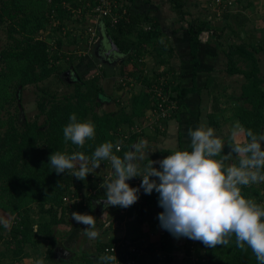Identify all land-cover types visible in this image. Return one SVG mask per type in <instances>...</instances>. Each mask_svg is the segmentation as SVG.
I'll list each match as a JSON object with an SVG mask.
<instances>
[{
  "label": "trees",
  "instance_id": "16d2710c",
  "mask_svg": "<svg viewBox=\"0 0 264 264\" xmlns=\"http://www.w3.org/2000/svg\"><path fill=\"white\" fill-rule=\"evenodd\" d=\"M168 1L180 19L186 15L190 16L191 11L184 9L183 0ZM203 1L208 3L207 8L213 2V0ZM238 1L231 0L232 7L239 4ZM98 2L99 0H0V26L5 28L9 39L8 45L0 51V264H25L31 257L36 259V264L41 260L43 264L47 262L100 264L99 256H90L91 254L86 252L83 256H79L82 261L77 262L76 259H79L77 255L81 251H78L76 246L66 244L63 239L66 232L61 235L62 237H57L54 228L60 220L64 221L72 212L95 215L94 203L104 197L105 193L100 191V185L106 175L94 171L86 180H79L80 184H77L69 170L57 175L49 164V156L53 152L60 151L69 155L82 152L90 157L101 144L105 142L115 144L120 141L121 149L119 152H115L114 149V153L123 157L137 139L147 138L145 130L138 132L135 131V127L137 130L138 127H142L146 115L157 107L158 100H162L161 97H157L158 89L168 100H176L177 108L173 111L172 117L177 118L186 110L188 96L198 91L195 84L187 87L178 80L177 69L170 62L171 57H178V54L159 18L150 14L131 12L130 6L134 0H117L118 11L119 6L128 9L126 18H121L117 23H113L109 17H103L99 26L96 24L90 26L86 23L81 27L80 32H76V22L81 23L82 16L88 13L96 15L95 7ZM229 9L230 6L226 5L222 14L226 18L224 26L211 25L209 20L193 18L186 27L180 26L177 29L185 28L190 35L194 72L200 64L199 49L204 32L215 36L217 47L225 48L223 52L227 58L226 72L229 75L241 74L246 80L242 96L237 101L251 105L250 109L236 106L233 118L241 120L245 131L251 129L254 134H264V88L262 87L264 77L258 56L260 51H264V45L258 46L253 31L247 32L248 37H240L238 30L227 22L232 15ZM73 10H78L81 17L71 19ZM236 15L235 21L239 27L244 26L247 16ZM90 27L95 28L98 35L100 31L107 33L119 52L125 55L124 64L126 62L131 65L127 67L128 70L125 67L120 69V76L126 84L118 81L116 86L117 91L124 90L127 95L112 96L119 106L118 109L102 110V99H109L110 95L105 93L101 80L110 73L107 69L100 68V73L90 80L83 81L80 76L72 96L75 97L74 99L67 97L65 100H58L55 92L48 91L47 85L40 86L44 94L37 100L38 112L34 118L24 116L18 111L12 114L10 108L6 110L9 115L5 114L7 103L11 105L14 101L21 100L20 92L23 88L33 84L39 85L52 75L59 76L64 70L63 62L69 63L73 70L77 69L73 61L79 59L78 57L81 58L82 55H76L74 50L69 53L64 47L73 45L80 50L83 45L87 46L90 35L86 33L89 32ZM260 30H264V25ZM227 33L236 41L231 44L220 42ZM260 41L264 42V39L260 38ZM152 55L160 57L158 63L163 68L159 71L152 67L153 76L149 77L148 73L144 74L138 70L141 68L140 61ZM164 67L166 70H163ZM141 69L145 70V68ZM213 80L211 78L209 83ZM154 85L157 90L154 89ZM213 87L218 89V86ZM16 89H19V92ZM126 96L129 97L126 105H123L121 100H117ZM214 100L219 98L214 97ZM218 103L219 101H216V108H219ZM15 108L17 109V106ZM72 113L77 115L78 122L91 120L95 124L94 139L86 140L83 147L74 145L71 141H64L63 128L70 122L69 117ZM42 116L44 119L40 121ZM210 118L212 125L220 127L221 113L218 110H215ZM149 126L153 131H159L156 123L148 121L147 129ZM228 144L243 145L237 143L233 136H230ZM226 150L225 154H228L230 146ZM173 152L163 150L162 153L149 158L158 161ZM232 159L238 163L235 154ZM101 162L109 164L108 161ZM156 167L159 168V165ZM138 179L140 181L134 187H139L141 178ZM83 187L87 189V193L81 197ZM260 191L261 186L255 184L242 187V195L255 201ZM139 195L140 204L132 206L128 214L136 212L140 215L148 208H161L158 205V193L155 191L147 195L141 189ZM79 198L80 200L77 201ZM259 198L258 202L262 200L260 196ZM67 199L73 202L67 204ZM34 208L38 211L35 212ZM60 208H62L61 215ZM117 209L122 211L124 208L117 206ZM123 216L122 214L121 217ZM105 224L106 222L100 223L103 227ZM164 237L159 242L160 246L154 242L147 243L151 260L145 263L141 258L138 264L173 263L175 257L172 253V242ZM60 241L75 252L74 258L67 261L65 255L58 257ZM118 241V238H113L109 242H99L97 252L100 251L101 256H105V248ZM187 242L185 255H189L193 248L192 250L197 253V264H259L250 248L245 246L246 250H241L236 246L234 236L228 246H217L214 249L206 247L199 241L194 243L188 238ZM42 243L46 246L45 250ZM197 244L199 246L194 248ZM158 247L163 250L162 254H158ZM203 248L207 250L201 254L199 251Z\"/></svg>",
  "mask_w": 264,
  "mask_h": 264
},
{
  "label": "clouds",
  "instance_id": "9594fccd",
  "mask_svg": "<svg viewBox=\"0 0 264 264\" xmlns=\"http://www.w3.org/2000/svg\"><path fill=\"white\" fill-rule=\"evenodd\" d=\"M69 121L63 128L65 142L83 147L86 140L94 139L93 121L78 122L75 113ZM237 134L234 129L232 136ZM187 136V148L158 161L149 158L145 141L140 140L123 157L114 153V149L120 151V141L105 142L90 157L82 152H53L49 164L57 175L69 170L83 181L100 168L101 161H108L111 174L100 185L105 194L96 204L102 203L105 209H126L138 202L141 189L147 195L155 191L158 205L164 209L157 217L160 226L175 238L186 237L214 249L228 246L234 236L239 249L246 250L247 246L259 264H264V204L242 195V187L264 182V134L247 130L250 140L243 145H228V154H224L225 142L212 127L189 128ZM233 154L238 163H229ZM137 177L141 178L139 187L130 186L128 181ZM71 219L87 226L82 234L89 240L99 237L93 215L72 212ZM100 260L108 264L117 259L106 254Z\"/></svg>",
  "mask_w": 264,
  "mask_h": 264
},
{
  "label": "rangeland",
  "instance_id": "374dc122",
  "mask_svg": "<svg viewBox=\"0 0 264 264\" xmlns=\"http://www.w3.org/2000/svg\"><path fill=\"white\" fill-rule=\"evenodd\" d=\"M154 2H158V5L160 6V13L162 12L161 15L167 21L173 23L174 29L179 28L180 26L186 27L189 23V20L193 19V18H201L204 20H209L210 24L215 25V26H224L226 23V18L222 16L223 11L225 10V7L218 9L217 7H211L212 4L209 3L211 6H208V8H207L206 6L208 3L204 2L203 0H183V2H185L184 9L191 11L190 16L186 15L183 19L179 18L178 14L176 13L175 10H173V8H172V6L168 0H156V1L154 0ZM238 2H239V4H236L237 6L233 5V7H232V4H229V6H230L229 12L232 15H231V18L227 19V22H230V24H232V27L234 29H237L239 34H241L243 37H248L247 32H249V31H253L256 34L258 33V35H259L260 33L256 32V28L264 25V0H242V1L240 0ZM139 11H141V10H139ZM236 14H243V15L247 16L248 19L244 22V26L239 27V24H237V21H235V17L237 16ZM80 17H81V15H79L78 11H77L74 13V15H72L71 19L80 18ZM93 17L95 19H97L96 15ZM81 18H83V16ZM228 20H230V21H228ZM86 23H88V22L82 21L81 23H78L75 31L80 32L81 27L86 25ZM87 34H89V32H87L86 35ZM203 35H204L203 36L204 40L210 39L213 41L215 39L208 32H204ZM231 42H234L233 37H231L230 42H229V40L227 41L228 44H231ZM8 43H9V39L7 37V32L3 26H0V51L4 48V46H7ZM102 43H103L102 39L99 38V36H97L95 41L92 40L91 44L88 41V43H87L88 45L85 47L83 45L82 46L83 48L80 50L76 49V47H74L73 45L72 46L67 45L66 47H64V49L66 51H68L69 53L73 52V50H74L76 55L77 54L82 55V53H86L87 57L86 56H84V57L82 56L81 58L78 57L79 59L76 58L73 61V64L76 67H78L77 68L78 73H74L73 67L70 66L69 63L63 62L64 70L60 73L59 76H57L55 74V75H52L51 77H49L48 79H46L45 81L39 83V85L33 84V85H29V86H26L25 88H23L22 91L20 92L21 100L20 101L16 100L11 105H9L10 103H7V107H6V109H4V113L9 115V113H7L6 110L8 108H10V112L12 114H14L15 112L18 111V112H22L24 114V116L34 118L36 116V113L38 112L37 100H38L39 96L44 94V91H42L40 89V86L46 87V85H47L48 91L51 93L55 92V95L57 96L58 100H65V98L72 97L73 94L75 93L76 83H77V81H79L78 79H80V76L82 77L83 81L90 80L95 75H98V73H100V71H99L100 68H101V70H104V69L112 70L114 68V72L113 71L109 72L111 75H113L112 77L108 78V76H107L105 79L101 80V84L103 85V87L105 89V93L106 94H113V96H115V97L122 96L121 94H125L124 90H122L121 92L117 91L116 86H117L118 81L121 82L120 69L124 68V67H125V69H127L126 64H128V63L123 65V63H121L122 58H118V57H117L118 59L109 63L108 57L105 56V52L104 51L102 52V50H100V49H102ZM257 43H258V46L264 45L263 41L259 42V40H257ZM223 49H225L223 46L220 47V53H218L216 56L217 64L215 66V69L213 70L214 71V73L212 75L213 76L212 79H214L213 81L222 80L224 77H225V80H226V77H227V79H230V77L227 76L228 74H227V72H225V69H224L225 67H227V62H226L227 59L225 56H223V53H224ZM110 54L115 55V53H113V52H110ZM259 56H260V58H262L261 54ZM173 57H171V59H175V57L174 58ZM159 58L160 57H158V56L156 57L154 55H152L151 57L144 58V60H141L140 63H141V68L144 67L145 70H142L141 68H139L138 71H140L141 73L143 72L144 74L148 73L150 75L149 77H152L153 72H154L151 70L152 67L158 69L159 71L163 68L158 63V61L160 60ZM218 60H221V61L219 62ZM173 63H174V61H173ZM175 63L179 64L178 61H175ZM261 64H262V70H263L262 75L264 76V61L261 62ZM138 74H140V73H138ZM124 82H125L124 83V85H125L126 81H124ZM121 83L123 84V82H121ZM139 84H140V82H139ZM226 84H229L230 87L229 88L227 87V89L225 90V93H229L232 90V91H235L236 93L238 92V94H239L240 84H236V82H235V84L229 83V82ZM140 85H142V84H140ZM232 85H234V87ZM84 87H86V86H84ZM212 88H214V87L210 86V89H212ZM19 89H16V90H18V92H19ZM125 95H127V94H125ZM238 96H240V95H238ZM47 97L49 98V95H47ZM50 98H52V96H50ZM74 98L75 97H72V99H74ZM113 98L114 97H112L110 95L109 99H105V98L102 99V110L113 111V110L118 109L119 106L116 104V102ZM128 98L129 97L126 96L123 99L121 98V99H117V100H121V102H123V105H126L128 103V100H129ZM210 99L212 100V98H210ZM238 104L240 106L243 105V108H248V109L251 108L250 104H248V103L245 104V102H243V101H239ZM15 106H17V109L15 108ZM146 117H147V115H146ZM42 119H44L43 116L40 117V121H42ZM210 127H212L215 130V132H217V131L222 132L221 128L223 126H220L221 127L220 128V127H216V125H210ZM226 128H228V127H225L224 128L225 131H223L225 133V135H227L231 130V129L229 130V128L228 129H226ZM135 129H136L135 131H138V132L142 131V127H138V130H137V128H135ZM239 130H238V134L234 137V140L237 143H243V144L247 143L249 141V137L247 136V131H245L244 128H242L240 130V132H239ZM216 135H217V133H216ZM230 135L232 136V132ZM217 136H219V135H217ZM226 139L229 142L228 138H226ZM140 140H141V137L139 138V141ZM142 140L145 141L144 147H146L147 145H152V143L154 142V140L149 138V137L144 138ZM136 141H138V139ZM228 145L229 144L227 143L225 148L226 147L228 148ZM146 151L149 152L148 154H150V151L148 149ZM234 160L232 161V163H236ZM105 163L101 162L100 168L97 169L96 171H97V173L99 172V174H105L106 178H108L111 174V164H110V162L107 165ZM93 175L95 177V174H93ZM73 178H74V180L77 181V184H80V181L78 179H76L74 176H73ZM139 181H140V179L137 178L134 182L132 180H130V181H128V183L133 184V187H134L135 184H137ZM252 185H254V184H252ZM255 185L261 186V191L257 194V196L255 198L256 203L260 200V198H259V196H260L262 198V200L260 202H258V204H264V199H263V197H264V183L263 182L256 183ZM100 191L105 193L103 188H100ZM93 192H94V190H93ZM86 193H87V189L83 187L81 197L85 196ZM101 198H104V197H101ZM69 200L70 199L66 200L67 204H70L71 202H73V201H69ZM79 200H80V198L77 199V201H79ZM74 201H75V199H74ZM98 201H95L94 209H93L95 212L94 217L96 218L97 229L100 232V235L97 239L89 240L86 236H84L82 234V230L85 229L87 226L83 225L82 223H77L76 221L71 219V215L68 216L64 221L60 220L59 223L57 225H55L54 230H55L57 237H62L61 235L64 232H66V234L64 235L63 239L73 237L74 240L72 239L71 243L74 244L76 247H78V251H81L80 254L77 255V257H79L81 255L83 256V254H85V252L89 253L95 257H96V255H98L100 258L103 257V256H101L102 252L101 253H100V251L97 252L98 251V243L99 242H109L111 239H113L114 237H112L113 235H111V232L114 229H117V230L121 229V231L122 230L124 231L125 227L130 228L132 226H133V230L136 229V226L138 224L142 225V223L139 222L140 217H143L142 218V222H143L142 228L146 231V234L148 233V237L149 238L151 237V239H152L149 241L154 242L156 245L160 246L159 242L161 241L163 236H165L164 238H166V239L172 238L171 233L170 232L166 233L165 229H163L160 226V221L157 218L158 214H160L161 212L164 211L163 208H156V209L148 208L146 211H143L140 215H138L136 212H134L137 215H134L133 220H130V222H128V221L126 222V219L128 217L127 214L129 213V209L132 206H137L138 204H140L139 203L140 199L138 200L137 203L130 206L129 208L122 209V211H118L117 206H110L107 209H105L102 203L96 204ZM34 209H35V212L38 211L37 208H34ZM61 209L62 208H60V210ZM122 214L124 215L123 217H121ZM35 217L39 218V216H37V214H35ZM39 220H40V218H39ZM101 222L102 223L106 222L105 225L109 224V227L106 228L105 226L104 227L101 226L100 225ZM141 232H142V230H141ZM121 238H123L125 240L126 236L121 237ZM123 239H121L119 242L126 244ZM136 243H138V242L136 240H134L133 243H131V244L137 246ZM141 244H138V246H140L139 248H141L143 251H145L144 256L142 257L143 261L144 262L147 261V263H149V261L151 260V255H149L150 248L147 246V243H144L142 245ZM172 245H173L172 248H175V251L173 250L174 252H172V253H176V254L180 255L179 257L182 256L181 259L177 260V261H179L177 264H190V262L188 263V260L190 257L188 255H185L186 254L185 253V246L188 245L187 238L186 237H181L179 239L176 238L175 242H173ZM43 247L45 250L46 246L44 244H43ZM158 250H159L158 254L163 253V250L161 251V249L159 247H158ZM206 250H207L206 248L205 249L203 248L199 252L201 254H204L206 252ZM93 254H95V255H93ZM35 260L36 259L34 257H31V258H29L28 261H26L25 264H27L28 262L32 263V264H36ZM80 260H81L80 257H79V259H76L77 262H80ZM44 264H50V263L47 262ZM61 264H66V263H61ZM170 264H176V262L170 263Z\"/></svg>",
  "mask_w": 264,
  "mask_h": 264
},
{
  "label": "crops",
  "instance_id": "0c3cea01",
  "mask_svg": "<svg viewBox=\"0 0 264 264\" xmlns=\"http://www.w3.org/2000/svg\"><path fill=\"white\" fill-rule=\"evenodd\" d=\"M130 10H131V12H140V13L150 14V15H154V16L159 18L161 25L164 28V31L169 36L170 42H171L172 46L174 47V49L176 50L175 51L176 54H178V57L174 56L175 59H170L171 65H173L174 68L177 69L176 72H178V74H179L178 80L181 82V84L183 86L190 87V86H193L195 84V86L198 89L197 92H193L188 96L186 110H184L179 115L178 118L171 116L167 121L163 122V127H156L159 129V131H156V130L153 131L151 126H149L147 129V124H148V121H150L149 118L151 117V114L147 115V118L144 121L145 124L142 126V129H143V131L144 130L146 131L145 136H147V138L149 137V138L154 140L152 145H147L146 147H144L145 151L147 149L150 151V154H148L149 157L153 156L155 154H158V153H162L163 150L176 151V150H184L185 148H187L188 144L190 143V139L187 136L188 129L189 128L195 129L196 127L201 126V125H206V126L210 127V125H212L210 122V119H211L210 116L212 113H214L215 110H218V112L221 113L220 121L222 123L220 126H223L222 128L220 127L222 132L217 131L216 133H217V135H219L218 137H220V138L222 137L221 139L225 142V144H227L228 141L226 138H228V140L230 139L231 132H233L234 129L238 132L239 129L241 130L243 128L241 120L237 119V118L236 119L233 118L234 113H235L234 108L239 105L238 104L239 101H237V100H239V98L242 96L243 85L246 82L243 75H241V74L229 75L227 73L228 74L227 76L230 77V79H227V77H226V80H225V77L224 78L222 77L223 78L222 80H219V81L215 80V81L209 83L211 78L213 77L212 76L214 73L213 70L215 69V66L217 64L216 56L218 53H220V47H217V43L214 40L213 41L210 39H208V40L203 39L202 40L203 42L200 44V49H199L200 64H199V66H197V68L195 70L196 72H194L195 66L192 62V54H191L190 41H189L190 35L186 31L185 28H182V29L175 28L174 29L173 23L167 21L161 15L162 12L160 13V6L158 5V2H154V0H134V2L130 6ZM139 10H141V11H139ZM77 11L78 10H73L74 13ZM86 15H85L86 17L83 16L82 19H83V21L88 22V24L90 26L95 25V24L97 26H99L101 24V21H99L100 20L99 18L95 19L93 17L95 15H92L89 13ZM241 15H243V14H241ZM84 17L86 19L87 18L88 19L86 20ZM77 24L78 23L76 22V25ZM260 29H261V26L256 28V32L260 33L259 35H258V33L257 34L252 33L254 35L255 39H257V40H260V38L264 39V30H260ZM212 36L215 38L214 35H212ZM240 37H243V36L241 35ZM233 39H234V37H233ZM228 40H231V37H229V35L227 33L225 38L223 37L220 39V42L224 41V43H226ZM234 41H236V40L234 39ZM260 54L262 55L261 56L262 58L259 57L260 58V67L262 70L261 62L264 61V51H260L258 53V56ZM82 56L83 57L86 56V53H82ZM223 56H225L224 53H223ZM116 59H118V58H114V59L108 58V62L111 63L112 61H115ZM124 59H125V56L121 60V63H123V65H124ZM173 61H174V63H173ZM175 61H178L179 64L175 63ZM218 61L220 62L221 60H218ZM226 62H227V60H226ZM125 64H126V62H125ZM126 65L128 67L130 64H126ZM76 68H78V67H76ZM164 68L165 69H163V70H166V67H164ZM224 69L226 72L227 67H225ZM73 71H74V73H78V69H75ZM108 71L114 72V68L112 70H108ZM160 71H162V70H160ZM262 72H263V70H262ZM112 76L113 75L110 74L108 76V78L112 77ZM228 82L233 83V84H235V82H236V84H240L239 94H238V92L236 93L235 91H232V90L229 93H225V90L227 89V87L228 88L230 87L229 84H226ZM210 86H216V87L218 86V89L217 90L215 88L210 89ZM232 86L234 87V85H232ZM262 87L264 88V82L262 84ZM108 95L113 96V94H108ZM238 95H240V96H238ZM214 97L219 98V100H213ZM210 98H212V100ZM216 101H219V103H218L219 108L215 107ZM241 107H243V105H241ZM226 119H228V121ZM237 125L239 126V128H237ZM225 127H228L229 130L231 129L227 135H225V133L223 132V131H225L224 130ZM144 128H146V129H144ZM228 128H226V129H228ZM240 130H239V132H240ZM137 142H139V139H138V141L135 142V144ZM226 149H227V147L224 148V154L227 151ZM236 160H238V158ZM232 161H233V159L231 161H229V163H232ZM129 184H130V186L133 185L131 183H129ZM104 191H105V189H104ZM134 215H137V214H135L134 212H132V214H127L128 217L126 219V222L127 221L130 222V220H133ZM142 218L143 217L139 218V222H141L143 225ZM107 225H109V224H107ZM142 225L138 224L136 226V229H134V230H133V226L130 228L125 227L124 231L123 230L121 231V229H118V230L114 229L111 232V235H113L112 237H114V238H118L119 241L121 239H123L121 237L126 236L125 240L123 239L126 243V244H124L125 247H128V245H130V243H133L134 240H136L139 244L151 242V241H149V240H152L151 237L150 238L148 237V233L146 234V231L142 228ZM141 230H142V232H141ZM171 237L172 238H169L171 240V242L172 243L175 242L176 238H174L173 235ZM72 239H73V237L65 239L66 244L71 245V246H75L74 244L71 243ZM172 247H173V245H172ZM173 250L175 251V248H172V252H174ZM78 254H80V253H78ZM93 255H95V254H93ZM173 255L175 257V260L173 261V263L176 262V264H177L179 262L177 260L181 259V257H179L180 255H178L176 253H173ZM90 256H92V255H90ZM97 256L98 255H96V257ZM99 263L105 264V262L102 260L99 261ZM145 263H147V262H145Z\"/></svg>",
  "mask_w": 264,
  "mask_h": 264
},
{
  "label": "built area",
  "instance_id": "2783aa9c",
  "mask_svg": "<svg viewBox=\"0 0 264 264\" xmlns=\"http://www.w3.org/2000/svg\"><path fill=\"white\" fill-rule=\"evenodd\" d=\"M211 4V7H217L219 9L231 4V0H229L228 2H226V0H213ZM117 9V0H99L98 4L95 7V12L97 18L101 19L103 17H109L113 21V23H117L121 18H126V14H128V9L126 7L119 6V11ZM89 35V42L92 43V40L95 41L96 37L98 36L95 28H89ZM120 78L121 82L125 83L123 77L121 76ZM153 87L154 89L156 88V90L158 89L155 85ZM156 94L157 97H161L162 100H158L157 107L154 108L153 111L148 113L149 115L151 114L149 120L153 123H156V127H163V122L167 121L172 116L173 111L177 108V103L176 100H168L167 97H164L159 89ZM197 242L198 241H194V243ZM137 246L130 243L128 247H124V244L122 242H117L112 246H107L104 251L105 255H111L113 257L116 256L117 259L108 262V264H138L139 259L144 256L145 251L139 248L140 246ZM197 246L198 244L194 246V248H196ZM192 249L193 248H191V253L188 255L190 257L188 263L190 262V264H197V253Z\"/></svg>",
  "mask_w": 264,
  "mask_h": 264
},
{
  "label": "water",
  "instance_id": "95a60500",
  "mask_svg": "<svg viewBox=\"0 0 264 264\" xmlns=\"http://www.w3.org/2000/svg\"><path fill=\"white\" fill-rule=\"evenodd\" d=\"M99 38L102 39V52H105V56L110 58V59H114V58H123L125 55L121 54L119 52L118 47L116 46V44L113 42V40L110 38V36L107 33H104L103 31H100L99 33ZM115 53V55L110 54V52ZM136 178H133L132 181H134ZM103 198H100V200ZM60 214H62V209L60 210ZM59 251L62 255H66L68 253H73V255L75 254L74 251H72L70 248H68L63 242H59Z\"/></svg>",
  "mask_w": 264,
  "mask_h": 264
},
{
  "label": "flooded vegetation",
  "instance_id": "af4514ba",
  "mask_svg": "<svg viewBox=\"0 0 264 264\" xmlns=\"http://www.w3.org/2000/svg\"><path fill=\"white\" fill-rule=\"evenodd\" d=\"M99 44H100V43H99ZM100 50H101V49H100ZM99 199H100V198H99ZM99 199H98V200H99ZM58 257L61 258V257H62V254H61V253H58ZM65 257H66V260L69 261V260H71L72 257H74V255H73V253H68V255L66 254Z\"/></svg>",
  "mask_w": 264,
  "mask_h": 264
}]
</instances>
